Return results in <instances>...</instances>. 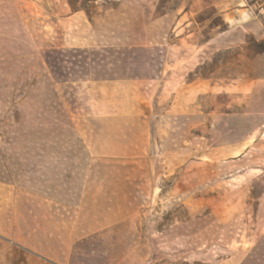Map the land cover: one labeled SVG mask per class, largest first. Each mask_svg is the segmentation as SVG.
<instances>
[{
    "label": "rangeland",
    "instance_id": "1",
    "mask_svg": "<svg viewBox=\"0 0 264 264\" xmlns=\"http://www.w3.org/2000/svg\"><path fill=\"white\" fill-rule=\"evenodd\" d=\"M75 129L91 192L131 217L79 264H264V0H0V230L9 159ZM9 242L0 264H35Z\"/></svg>",
    "mask_w": 264,
    "mask_h": 264
},
{
    "label": "crops",
    "instance_id": "2",
    "mask_svg": "<svg viewBox=\"0 0 264 264\" xmlns=\"http://www.w3.org/2000/svg\"><path fill=\"white\" fill-rule=\"evenodd\" d=\"M75 13L78 15V12ZM125 83L129 85L126 93L133 106V96L138 93L134 88L138 89L139 85L145 83L136 79H128ZM128 114L121 112L113 115L123 117ZM91 116L103 122V117H106L105 112L94 109L79 115L81 119ZM67 136L77 140L80 146L76 148L70 143L66 147H59L56 144L48 152L34 145L19 147L17 157L9 159L11 163L4 171L8 184L17 186L23 195H19L16 201L10 200L9 203L13 204L8 206L9 218H17V222L2 227L0 238L25 252L35 264H79L81 259L77 251L83 240L111 231L131 218H122L120 213L111 214L107 207L101 206V202H113L117 195L105 196L99 190L91 192L100 180L91 179L88 173L90 166L82 163V157L81 160L78 158L89 153L83 146V132L75 129ZM14 159L15 162L12 161ZM43 202L49 203V211L42 210ZM70 211L72 215H68ZM134 263L130 253L110 262Z\"/></svg>",
    "mask_w": 264,
    "mask_h": 264
}]
</instances>
